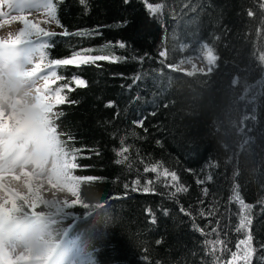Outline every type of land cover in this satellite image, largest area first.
Listing matches in <instances>:
<instances>
[{
    "label": "trees",
    "instance_id": "trees-1",
    "mask_svg": "<svg viewBox=\"0 0 264 264\" xmlns=\"http://www.w3.org/2000/svg\"><path fill=\"white\" fill-rule=\"evenodd\" d=\"M53 3L58 29L43 38L50 61L76 52L109 58L51 69L59 77L52 91L63 88L67 97L53 114L77 165L72 175L82 178L72 192L82 189L120 218L98 243L99 264H245V246L237 245L248 236V264H264V0ZM147 4L160 10L153 14ZM202 44L218 57L211 73L172 68L196 57ZM74 77L87 87H77ZM155 164L178 181L144 171ZM149 180L152 191L144 192ZM179 185L188 191L173 196ZM234 189L251 205V223L240 232Z\"/></svg>",
    "mask_w": 264,
    "mask_h": 264
},
{
    "label": "clouds",
    "instance_id": "clouds-1",
    "mask_svg": "<svg viewBox=\"0 0 264 264\" xmlns=\"http://www.w3.org/2000/svg\"><path fill=\"white\" fill-rule=\"evenodd\" d=\"M48 11L41 0H0V122L10 119L18 129L0 132V175L21 177L8 181L15 207L0 211V264H99L98 243L120 218L113 206L69 190L70 152L42 99L50 94L49 45L23 23L44 20ZM77 206L80 212L70 211Z\"/></svg>",
    "mask_w": 264,
    "mask_h": 264
},
{
    "label": "snow or ice",
    "instance_id": "snow-or-ice-1",
    "mask_svg": "<svg viewBox=\"0 0 264 264\" xmlns=\"http://www.w3.org/2000/svg\"><path fill=\"white\" fill-rule=\"evenodd\" d=\"M127 2V0H126ZM81 3H85V0H81ZM41 4L45 7H47L49 9L48 11V15L52 16L53 19H55V13H56V6L53 3V0H41ZM262 7H264V5H262ZM147 8L153 13L155 14L156 12H158L160 10V6L156 5L153 6L152 4H147ZM249 16L254 15V13H252L251 11L248 12ZM24 26L27 30L29 31H40L43 32V38H47V37H54L56 36L55 32H49V31H45L43 28L39 27L37 24L31 22L30 20H28L27 18L24 19L23 21ZM64 36H68L69 33L67 31L63 32ZM75 35H79V36H84V35H91V33L88 32H77L75 33ZM43 43L49 45L50 47V43L48 40L43 39ZM120 48H124L125 44L124 43H119L118 45ZM48 47V48H49ZM204 48L207 50L206 51V58H207V62L209 64V67L207 69V73H211L213 71V66L215 65L216 60L218 59V57L216 55L213 54V49L211 47H209L207 44L204 45ZM85 51H91L89 50H85ZM161 56H164L165 53L161 52L160 53ZM105 59H109L106 56H102V55H97V56H83L80 52H76L73 54V57L70 59H53L51 60V64L52 65H70V64H76V65H80V64H94L96 61L98 60H105ZM121 58L120 57H115L113 58L112 62H117L119 61ZM262 60H264V57H261ZM201 71H203V69H201ZM59 77L57 76V72L55 70H52L50 73V78L48 79L45 88L46 91H48L50 94L47 95H42V99L44 100L45 103L48 104V107L50 110L53 111V108L55 105H62L64 103H66L67 101V97L65 95L62 94L63 92V88H56L55 91H52V84L55 83L56 80H58ZM137 79H139V77H137ZM74 83L77 87H87V82L83 79L80 78H73ZM64 87H67V85H65ZM69 91H72V89L69 88ZM54 101V103H53ZM113 106V102H109L106 107H112ZM60 115H63V113H60ZM140 125L143 124V121L141 120L139 122ZM18 131V129L12 124V122L10 121V119H4L2 122H0V132L3 133H7L9 135L15 134ZM146 131V130H145ZM128 148H124L120 153H118L119 155L123 156L124 152H127ZM71 160L74 161L75 160V156L73 155L71 157ZM124 160H127V157H124ZM124 160H118L117 163H123ZM77 165L75 163L70 162V160L68 159L64 165L65 171L68 173L69 175V179L73 180L75 183L73 184V186H78L80 180L82 178L80 177H76L74 175H72V169L76 168ZM163 167V165L161 164H155L152 165L150 167L146 166L144 168V171L147 173L149 171L153 172V173H157V179H159V177L161 175L163 176H171V180L172 181H178V176L176 174V172H171L169 173L167 168L163 169V172H158V168ZM70 170V171H69ZM12 179L15 180H19L20 177L19 176H15L13 175L11 177ZM5 177L4 176H0V192L5 193V196L8 197L7 200H3V197L0 196V200H3V203L0 204V211H9L10 209L5 208L4 205L10 204L13 208L15 207L16 204V194L11 191L8 186H6L3 181H4ZM87 179L91 180V177H88ZM208 179H211V177H208ZM153 181L149 180L147 181L146 186L143 188L144 192H149L152 191V189L150 187H148L147 185L152 184ZM198 184H202L204 183V181L202 180H198L197 181ZM140 184V180L137 179L133 182V191H136V185ZM29 187V191L31 192V184L29 183L28 185ZM128 185L125 184V188H127ZM188 189L187 187H185L184 185H179L175 187V192L172 193L173 196L176 195V193H180V192H187ZM204 194L207 195V189H204ZM114 199H119V197H114ZM238 202L239 206H240V220H239V226L236 228L237 232H240L242 229H246L250 223V217L248 215V213H250L251 211V205L245 204L244 200L241 199L240 197V193L238 190L234 189V194L231 197V201L230 202ZM149 214L152 215V223H155V216L154 214H152L151 209H147L146 210ZM181 211L185 212L186 215H191L190 212H187L183 207H181ZM214 213L209 212L208 215H213ZM165 215H167V211L165 210ZM200 215H205L203 209H201L200 211ZM217 223H219L217 221ZM195 226V225H194ZM197 230L203 233V229H199L198 226ZM213 232L216 231V229L214 228L212 230ZM218 243H222L221 241H217ZM159 243V241H158ZM240 245H244L245 246V255L243 257V259L245 260V264H248L249 262V257H250V253H251V236H248L247 239L245 240H240L239 244L237 245V249L239 250ZM233 258H236V253H233Z\"/></svg>",
    "mask_w": 264,
    "mask_h": 264
},
{
    "label": "rangeland",
    "instance_id": "rangeland-1",
    "mask_svg": "<svg viewBox=\"0 0 264 264\" xmlns=\"http://www.w3.org/2000/svg\"><path fill=\"white\" fill-rule=\"evenodd\" d=\"M31 22L33 23H37V25L39 27H42L45 29V31H55L57 30L58 28L56 27L54 21H53V18L52 16L48 15V17L44 20H41L39 22L33 20V19H29ZM204 45L205 44H202L201 47H200V51L198 53V55L196 57H191V58H187L185 59L182 63L180 62L177 66L179 67H184V66H188L189 67V70L188 72L189 73H193V72H207V69L209 67V64L207 62V64H205L202 68L201 67H198V63L201 62V61H204V60H207L206 58V49L204 48ZM201 69H203V71H201ZM0 176H4L5 179L3 181V183L8 186V181L11 179V176H8L7 174H3V175H0ZM16 176V175H15ZM20 177V176H19ZM21 179V177H20ZM19 179V180H20ZM15 180V179H14ZM19 180H17V182H19ZM30 182H26L25 183V186L29 189L28 185H29ZM31 184V183H30ZM69 190L72 191L71 189V186H69ZM31 191H32V186H31ZM0 195H5V193H2L0 192ZM17 195H24L23 193H17Z\"/></svg>",
    "mask_w": 264,
    "mask_h": 264
},
{
    "label": "bare ground",
    "instance_id": "bare-ground-1",
    "mask_svg": "<svg viewBox=\"0 0 264 264\" xmlns=\"http://www.w3.org/2000/svg\"><path fill=\"white\" fill-rule=\"evenodd\" d=\"M28 19H32L31 17H29ZM191 58V57H190ZM185 59H187V58H184V59H179L178 60V62L177 63H175V65L177 66L180 62H182V63H184L183 61L185 60ZM205 64H207V60H204V61H201V62H199L197 65H198V67H203ZM181 68H183L184 70H186V71H188L189 70V67L188 66H182Z\"/></svg>",
    "mask_w": 264,
    "mask_h": 264
}]
</instances>
